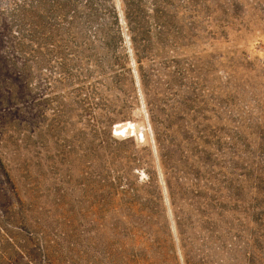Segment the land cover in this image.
<instances>
[{
    "label": "rangeland",
    "instance_id": "374dc122",
    "mask_svg": "<svg viewBox=\"0 0 264 264\" xmlns=\"http://www.w3.org/2000/svg\"><path fill=\"white\" fill-rule=\"evenodd\" d=\"M0 264H264V0H0Z\"/></svg>",
    "mask_w": 264,
    "mask_h": 264
},
{
    "label": "trees",
    "instance_id": "16d2710c",
    "mask_svg": "<svg viewBox=\"0 0 264 264\" xmlns=\"http://www.w3.org/2000/svg\"><path fill=\"white\" fill-rule=\"evenodd\" d=\"M96 18V17H95ZM113 21L118 20L119 18L117 17H113ZM129 26L128 27V31L130 32V35H132V38H130V40L132 41V43L135 42V37L136 39L138 38L142 44L146 43V39H145V35H146V30L144 27V24H146L145 21V17H138V20L133 21L134 17H126ZM80 19H83L82 22ZM113 24V23H108V25ZM63 26L66 28V32L65 35L68 37V39L70 40H74L77 43V40H83V36L82 33L84 32V29H86L87 27H93V29L96 30L97 33L102 32V26L100 25L99 22H95L94 21V17H68L66 18ZM134 36V39H133ZM147 38V37H146ZM77 39V40H76ZM67 42V39L65 40L64 43ZM71 44H73L74 42L69 41ZM69 43V44H70ZM137 62L140 63L139 61H141L142 58H137Z\"/></svg>",
    "mask_w": 264,
    "mask_h": 264
},
{
    "label": "bare ground",
    "instance_id": "6f19581e",
    "mask_svg": "<svg viewBox=\"0 0 264 264\" xmlns=\"http://www.w3.org/2000/svg\"><path fill=\"white\" fill-rule=\"evenodd\" d=\"M126 126H127V125H126ZM130 127H131V126H130ZM123 128H124V127H123ZM123 128H122V129H123ZM124 129H125V128H124ZM119 131H122V130H119ZM119 131L117 130V131H115V132H119ZM121 133H122V132H121ZM138 139H139V138H138Z\"/></svg>",
    "mask_w": 264,
    "mask_h": 264
}]
</instances>
